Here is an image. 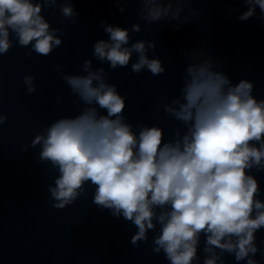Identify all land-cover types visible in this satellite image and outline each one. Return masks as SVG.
<instances>
[{
	"label": "clouds",
	"instance_id": "obj_1",
	"mask_svg": "<svg viewBox=\"0 0 264 264\" xmlns=\"http://www.w3.org/2000/svg\"><path fill=\"white\" fill-rule=\"evenodd\" d=\"M74 2L0 0V56L15 46L29 48V58L33 52L51 55L63 44L65 32L53 28L43 11L58 8L64 19L75 23L80 14ZM112 2L124 13L130 0ZM135 2L140 4L136 15L149 31L163 22L178 32L200 15L191 7L197 0ZM224 2L245 6L243 11L229 8V18L237 13L240 22L255 19L264 26V0ZM100 26L107 38L92 45L99 64L111 71L130 66L132 74L166 72L155 40L133 42L132 33L143 30L140 23L128 28L104 19ZM212 52L208 44L178 49L187 58L179 95L168 102L161 97L160 106L182 127L167 139L157 124L139 121L134 126L128 121L127 97L110 83L108 70L93 68V58L83 60L80 74L53 65L70 95L84 106L74 116L53 120L31 140L30 147L40 146L37 162L50 164L58 173L47 186L51 206L72 205L91 185L98 209L135 226L130 243L139 247L152 232V252L162 254L168 264H226L225 254L235 264H259L255 257L264 256V248L256 234L264 229V200L253 170L264 171V98L253 94L252 80L233 83L224 62ZM34 81L31 74L23 76L28 94L36 91ZM7 119L0 111V127Z\"/></svg>",
	"mask_w": 264,
	"mask_h": 264
}]
</instances>
